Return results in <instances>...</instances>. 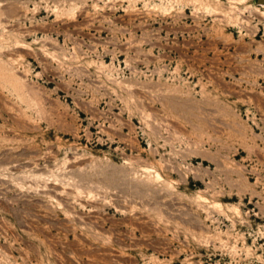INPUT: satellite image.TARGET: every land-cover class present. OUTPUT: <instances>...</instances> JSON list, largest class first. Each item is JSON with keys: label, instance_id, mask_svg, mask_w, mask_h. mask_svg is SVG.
<instances>
[{"label": "rangeland", "instance_id": "1", "mask_svg": "<svg viewBox=\"0 0 264 264\" xmlns=\"http://www.w3.org/2000/svg\"><path fill=\"white\" fill-rule=\"evenodd\" d=\"M0 264H264V0H0Z\"/></svg>", "mask_w": 264, "mask_h": 264}]
</instances>
